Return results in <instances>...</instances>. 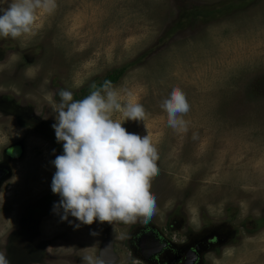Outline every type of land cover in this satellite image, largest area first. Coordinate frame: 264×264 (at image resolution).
Masks as SVG:
<instances>
[{"label": "rangeland", "instance_id": "1", "mask_svg": "<svg viewBox=\"0 0 264 264\" xmlns=\"http://www.w3.org/2000/svg\"><path fill=\"white\" fill-rule=\"evenodd\" d=\"M35 15L32 32L0 38V160L5 146L23 144L0 186V251L34 204L59 201L51 191V161L63 154L51 127L58 91L83 99V87L125 66L113 90L145 117L121 126L148 135L159 154L151 224L177 220L166 233L173 241L189 229L200 239L215 234L200 264H264V0H54ZM173 89L190 104L187 131L168 126L160 107ZM16 105L18 116L49 126L18 125L9 113ZM61 213L52 207L38 225L33 242L46 244L32 264H97L105 240L118 256L111 264H141L127 248L139 222L74 228Z\"/></svg>", "mask_w": 264, "mask_h": 264}, {"label": "clouds", "instance_id": "2", "mask_svg": "<svg viewBox=\"0 0 264 264\" xmlns=\"http://www.w3.org/2000/svg\"><path fill=\"white\" fill-rule=\"evenodd\" d=\"M53 6L54 0H0V38L16 39L32 32L35 10L50 11ZM93 88L80 100L74 99L72 91L61 89L59 102L53 105L56 115L51 127L63 148V154L51 161L56 169L51 191L59 196L53 211L62 210L61 220L74 217L79 222L74 228L94 221L146 224L157 208L150 183L159 174V154L148 135L141 138L121 126L126 120L144 121V107L139 103L122 106L111 81ZM160 107L168 126L187 131L183 115L190 111V104L183 91L173 89ZM114 111L121 112L123 119L113 120ZM85 260L92 264L91 258ZM0 264H9L4 251H0Z\"/></svg>", "mask_w": 264, "mask_h": 264}, {"label": "flooded vegetation", "instance_id": "3", "mask_svg": "<svg viewBox=\"0 0 264 264\" xmlns=\"http://www.w3.org/2000/svg\"><path fill=\"white\" fill-rule=\"evenodd\" d=\"M0 105H2L1 102ZM19 109L20 106L16 105L9 112L11 116L18 117V119H15L18 125H31L33 129L49 126V123H44V121L39 122L38 116L33 113L25 115L24 113L26 112H24L21 116H18V112L21 113L18 111ZM24 110L25 106H22V112ZM22 148L23 144L18 140L8 144L1 150V168H5V170L7 167L10 168L8 176L11 175L9 163L12 159L18 158L17 152H21ZM39 205V203L34 204L29 217H21L22 219H19L18 227L9 232L4 242V252L7 254L9 264H32L39 257L41 248L46 244L44 242L35 244L33 237L38 234V225L42 222L46 213H50L53 201L48 200L45 209L38 208ZM176 222L177 220L175 219L170 220L167 218L163 229L151 224L150 221L146 224H140L139 222L138 225H132L127 237V248H129L131 257L141 264H200L203 258V251L212 248L217 236L212 234L205 239H200L198 232L189 229L183 236L184 238H181V241L180 239L173 241L172 237H168L166 233L168 230H172ZM176 225H179V222ZM217 241H224V239H218ZM103 243L99 248L98 258L102 261V264H111L104 262L100 257V249Z\"/></svg>", "mask_w": 264, "mask_h": 264}, {"label": "trees", "instance_id": "4", "mask_svg": "<svg viewBox=\"0 0 264 264\" xmlns=\"http://www.w3.org/2000/svg\"><path fill=\"white\" fill-rule=\"evenodd\" d=\"M125 71V66H121L118 68H114L111 71H109L106 75H104L100 79H95L92 82H90L88 85L83 87L82 90V96L85 97L90 94L91 91H94L93 85L96 87H99L103 84L105 80L111 81V83H115L119 80V78L123 75Z\"/></svg>", "mask_w": 264, "mask_h": 264}, {"label": "water", "instance_id": "5", "mask_svg": "<svg viewBox=\"0 0 264 264\" xmlns=\"http://www.w3.org/2000/svg\"><path fill=\"white\" fill-rule=\"evenodd\" d=\"M9 174H10V168L7 167L6 170L5 168L2 169L0 163V184L6 177H8ZM100 257L103 259L104 262L107 263H113L116 260L117 255L113 249V243L110 240L104 241L102 248L100 249Z\"/></svg>", "mask_w": 264, "mask_h": 264}]
</instances>
